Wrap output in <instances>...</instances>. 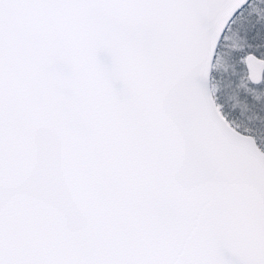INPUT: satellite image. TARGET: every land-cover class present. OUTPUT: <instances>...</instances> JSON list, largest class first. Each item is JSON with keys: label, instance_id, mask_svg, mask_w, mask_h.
Listing matches in <instances>:
<instances>
[{"label": "snow or ice", "instance_id": "6c2138e0", "mask_svg": "<svg viewBox=\"0 0 264 264\" xmlns=\"http://www.w3.org/2000/svg\"><path fill=\"white\" fill-rule=\"evenodd\" d=\"M0 264H264V0H0Z\"/></svg>", "mask_w": 264, "mask_h": 264}, {"label": "water", "instance_id": "95a60500", "mask_svg": "<svg viewBox=\"0 0 264 264\" xmlns=\"http://www.w3.org/2000/svg\"><path fill=\"white\" fill-rule=\"evenodd\" d=\"M101 59H102L103 62H107V58L101 57Z\"/></svg>", "mask_w": 264, "mask_h": 264}]
</instances>
